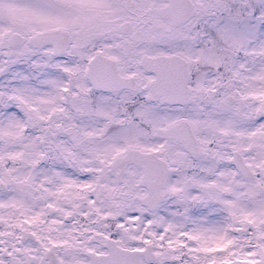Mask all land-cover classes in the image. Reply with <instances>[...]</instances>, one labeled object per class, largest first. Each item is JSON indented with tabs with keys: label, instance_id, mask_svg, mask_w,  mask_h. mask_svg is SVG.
Here are the masks:
<instances>
[{
	"label": "snow or ice",
	"instance_id": "6c2138e0",
	"mask_svg": "<svg viewBox=\"0 0 264 264\" xmlns=\"http://www.w3.org/2000/svg\"><path fill=\"white\" fill-rule=\"evenodd\" d=\"M0 264H264V0H0Z\"/></svg>",
	"mask_w": 264,
	"mask_h": 264
}]
</instances>
